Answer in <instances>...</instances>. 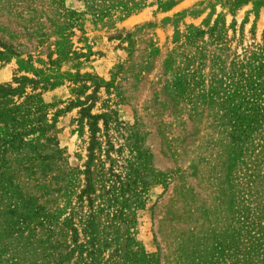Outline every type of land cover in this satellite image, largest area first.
I'll return each instance as SVG.
<instances>
[{"label": "rangeland", "instance_id": "obj_1", "mask_svg": "<svg viewBox=\"0 0 264 264\" xmlns=\"http://www.w3.org/2000/svg\"><path fill=\"white\" fill-rule=\"evenodd\" d=\"M0 264H264V0H0Z\"/></svg>", "mask_w": 264, "mask_h": 264}]
</instances>
